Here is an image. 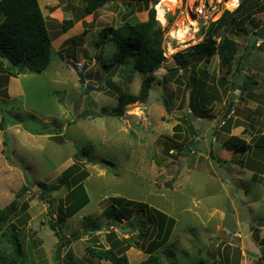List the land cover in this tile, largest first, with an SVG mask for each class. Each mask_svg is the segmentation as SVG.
Returning <instances> with one entry per match:
<instances>
[{"label": "rangeland", "instance_id": "1", "mask_svg": "<svg viewBox=\"0 0 264 264\" xmlns=\"http://www.w3.org/2000/svg\"><path fill=\"white\" fill-rule=\"evenodd\" d=\"M155 1L109 0L86 16V0H39L53 43L50 66L41 74H0V112L6 124L0 139L7 142L6 158L0 156V218L8 227L0 230V246L11 248L1 235L9 236L15 226L24 264H111L92 257L87 248L110 247L113 216L106 210L114 197L146 203L175 220L166 244L153 248L166 264H264V227L258 226L264 223V151L256 146L264 135V32L256 33L257 47L248 46L252 35L264 29V0H250L241 11L236 10L243 0H177L161 6L164 17L157 21L164 41L169 36L178 52H187L191 77L181 80L186 66L176 55L168 56L150 72L167 83L156 81L146 103L115 115L120 93L138 94L146 75L134 70L133 60L113 63L118 48L106 31L136 18L146 22L162 0L156 7ZM202 3L206 16L197 20L194 4ZM189 9L199 31L182 42L172 33ZM225 11L236 14L212 41L217 52L224 33L237 43L230 72L217 52L199 60L195 49L208 42L212 23ZM67 21L73 23L69 30ZM72 64L87 65L84 85ZM250 79L254 83L245 86ZM230 136L246 141L244 152L224 147ZM84 152L91 158L77 156ZM75 164L89 174L83 184L90 203L62 223L59 216L69 205L70 190L59 179ZM24 186L29 190L20 200L16 196ZM44 186L51 189L45 197ZM55 186L61 188L53 191ZM12 202L19 213L27 206L15 220L5 210ZM227 215L237 222L235 234L223 229ZM157 218L135 209L110 228L119 239L132 237L145 249L126 252L131 264L144 261L146 249L158 240ZM131 226L135 232L119 230ZM141 230L148 232V240H139ZM61 241L67 245L59 262Z\"/></svg>", "mask_w": 264, "mask_h": 264}, {"label": "trees", "instance_id": "2", "mask_svg": "<svg viewBox=\"0 0 264 264\" xmlns=\"http://www.w3.org/2000/svg\"><path fill=\"white\" fill-rule=\"evenodd\" d=\"M248 1L250 0H243L236 11L243 10ZM107 2H109V0H86V16L92 15ZM158 2L159 0H156L154 5L156 6ZM128 7H130V5ZM0 13L4 15V20L0 23V74L16 77L21 74H26L27 72L41 74L47 70L52 62L53 43L39 0H0ZM235 14V11H225L219 20L212 23L211 29L208 35H206L209 39L208 42L200 43L195 46L196 53L199 55V60H202L204 55H206V58H208L207 60H209V58L217 52L212 38L223 29L224 26L230 23ZM72 25V21H67L64 24V28L69 30ZM106 32L109 34V42H113L118 48V51L113 56V63L116 65H125L128 64L130 60H133L134 70L146 75L142 80L138 94L127 92L120 93L114 113L118 116H124L129 105L137 102H147L153 84L156 81L159 83H167L166 78L157 80V78L150 73L159 70L165 61L163 48L164 34L161 30L160 23L157 21L154 7L150 9L149 18L146 22L139 21L136 18L134 21H125L118 29L109 28ZM263 32L264 29L260 28L253 35L262 34ZM254 46L257 47V41L254 42L250 49H253ZM237 51V43L224 33L217 53L220 56L221 65L226 67L228 72L231 70L232 62ZM185 53L179 52L175 57L179 63L186 66L185 73H188L190 69L187 67L188 62L185 61ZM184 75L181 76V80L184 79ZM188 76L190 79L191 75L189 74ZM253 83L254 81L252 80L245 86H250ZM5 128L6 124L3 120L0 123V130H5ZM4 144L7 145V142L5 141ZM223 145L228 150L240 149L242 152L245 151V146H247L246 141L237 136L228 137ZM256 146L264 151L263 134L256 140ZM79 155H85L88 158L92 156L87 155L85 152L84 154L77 153V156ZM88 176V172L81 169L76 164L63 172V175L59 179V183L60 185H65L70 190V201L66 210L62 211V215L59 216L60 222L63 223L66 218L73 217L90 203V198L83 184ZM40 187L43 188V185L40 184ZM60 188L61 186H55L53 191L59 190ZM28 190V187L24 186L17 193L16 198L21 200L22 196ZM50 190L51 189L45 188L44 186L42 191L43 197H45ZM112 199L114 202L110 204L106 210L107 215L113 216L112 222L108 224L109 233L107 234V241L110 247H88L87 250L91 253L92 257L98 260L109 261L111 264H131L126 252L131 248L140 249L142 247L140 241L132 237L128 239H119L115 231L110 228H113L116 223H122L123 220L129 219L133 215L135 209H140L142 215L152 212L158 217L156 227L159 238L158 240H152L149 250L146 249L148 257L138 264H166L162 257L156 254L153 248H159L166 244L174 230L175 220L157 209L152 208L150 210L146 203L126 200L121 197H114ZM26 208L27 206H23L19 210V213L14 202H12L5 210L11 212L12 217H9H11V220H15ZM14 212L16 215H14ZM2 223L3 219L0 218V230H7L8 227L5 228ZM51 228L54 231L56 229L54 224H51ZM93 228H95V226H93ZM131 228L133 232H135L134 226H131ZM9 231L7 232L9 236H7L5 232L1 235L10 242L11 248L8 250L0 246V264H24L23 244L18 231L15 226L10 227ZM149 237L148 232L145 230H141L139 233V240L145 241L148 240ZM74 238L79 239L78 234H74ZM66 245L67 243L62 241L58 244L56 259L59 262L61 260L62 248ZM142 249L145 250L143 247ZM67 264L73 263L67 262ZM195 264L199 263L196 262Z\"/></svg>", "mask_w": 264, "mask_h": 264}, {"label": "bare ground", "instance_id": "3", "mask_svg": "<svg viewBox=\"0 0 264 264\" xmlns=\"http://www.w3.org/2000/svg\"><path fill=\"white\" fill-rule=\"evenodd\" d=\"M177 0H163L160 3V6L158 5V13L161 18L164 17V10L161 6H167L170 7L172 4H174ZM193 2L195 0H192ZM166 13V12H165ZM190 14L195 16L193 13V10L190 11L189 14L182 17L180 22H178L177 29L173 31L172 35L174 38H178L182 42L188 41L190 38H193L194 33L197 32V20L196 17H190ZM164 21V20H163ZM177 22V21H176Z\"/></svg>", "mask_w": 264, "mask_h": 264}, {"label": "water", "instance_id": "4", "mask_svg": "<svg viewBox=\"0 0 264 264\" xmlns=\"http://www.w3.org/2000/svg\"><path fill=\"white\" fill-rule=\"evenodd\" d=\"M257 36H258V35H253V36H252V39H251V41H250V43H249V47H252V46H253L255 40L257 39ZM72 68L75 70V72H76V74H77L79 80H80L81 83L84 85V84L86 83L85 72H86V70H87V68H88L87 65H85V66L79 68L78 65H76V64H72ZM187 76H188V74L185 73V75H184V79H186ZM93 88H94L93 86H90V87L88 88V90L92 91ZM82 101H83V96H81V97L77 100L76 104L74 105V112H75V113H78V111H79V109H80V107H81ZM165 106L168 107V104H167L166 102H165ZM258 226H259V227H264V223H258ZM223 229L229 231L230 233L235 234V233H236V230L238 229L237 222L235 221V219H234L233 217H231L230 215H227L226 218H225V220H224V223H223ZM119 230L122 231V232H124V233H126V232L131 231L132 228H122V227H120Z\"/></svg>", "mask_w": 264, "mask_h": 264}, {"label": "built area", "instance_id": "5", "mask_svg": "<svg viewBox=\"0 0 264 264\" xmlns=\"http://www.w3.org/2000/svg\"><path fill=\"white\" fill-rule=\"evenodd\" d=\"M182 2V1H181ZM195 5V12H196V16H197V20H199L202 17L206 16V12H207V4L206 3H202L200 5L194 4ZM156 14H157V19H159V13H158V8L156 7ZM199 31V28H197ZM197 31V33H198ZM172 37V36H171ZM173 39L169 38V36H167L165 38L164 44H163V48H164V55L165 58H167L168 56L170 58L174 57L177 53H178V46L173 45Z\"/></svg>", "mask_w": 264, "mask_h": 264}, {"label": "crops", "instance_id": "6", "mask_svg": "<svg viewBox=\"0 0 264 264\" xmlns=\"http://www.w3.org/2000/svg\"><path fill=\"white\" fill-rule=\"evenodd\" d=\"M13 79V81L15 80V78H12ZM17 81H18V79H16ZM17 83H19V82H17ZM2 116H1V112H0V123H1V121H3L2 120V118H1ZM6 131H7V129H6ZM0 138H1V136H0ZM4 143H3V141L0 139V156L3 158V157H5L6 158V156H5V153H4ZM5 161H7V159L5 160Z\"/></svg>", "mask_w": 264, "mask_h": 264}, {"label": "clouds", "instance_id": "7", "mask_svg": "<svg viewBox=\"0 0 264 264\" xmlns=\"http://www.w3.org/2000/svg\"><path fill=\"white\" fill-rule=\"evenodd\" d=\"M239 6H240V5H239ZM155 7H156V6H155ZM156 15H157V14H156ZM163 44H164V42H163ZM164 53H165V51H164ZM178 53H179V52H178ZM178 53H177V54H178ZM164 56H165V55H164ZM166 59H167V58H165V60H166ZM164 62H165V61H164Z\"/></svg>", "mask_w": 264, "mask_h": 264}]
</instances>
